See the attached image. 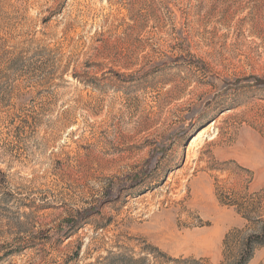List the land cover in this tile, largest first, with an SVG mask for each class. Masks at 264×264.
<instances>
[{
  "label": "rangeland",
  "instance_id": "obj_1",
  "mask_svg": "<svg viewBox=\"0 0 264 264\" xmlns=\"http://www.w3.org/2000/svg\"><path fill=\"white\" fill-rule=\"evenodd\" d=\"M249 213L264 0H0V264H221Z\"/></svg>",
  "mask_w": 264,
  "mask_h": 264
},
{
  "label": "trees",
  "instance_id": "obj_2",
  "mask_svg": "<svg viewBox=\"0 0 264 264\" xmlns=\"http://www.w3.org/2000/svg\"><path fill=\"white\" fill-rule=\"evenodd\" d=\"M251 214H255L254 216ZM255 225V230H234L225 237V247L232 250L221 264H249L259 246L264 245V219L257 213L243 215ZM2 257L0 256V260Z\"/></svg>",
  "mask_w": 264,
  "mask_h": 264
}]
</instances>
